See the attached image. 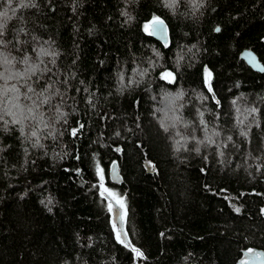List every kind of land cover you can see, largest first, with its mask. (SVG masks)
<instances>
[{"label":"trees","instance_id":"1","mask_svg":"<svg viewBox=\"0 0 264 264\" xmlns=\"http://www.w3.org/2000/svg\"><path fill=\"white\" fill-rule=\"evenodd\" d=\"M22 2L0 0V264H237L264 250V72L239 58L264 64V0ZM154 17L166 45L145 28Z\"/></svg>","mask_w":264,"mask_h":264},{"label":"water","instance_id":"2","mask_svg":"<svg viewBox=\"0 0 264 264\" xmlns=\"http://www.w3.org/2000/svg\"><path fill=\"white\" fill-rule=\"evenodd\" d=\"M163 30L161 32H158L154 35H151L153 38H155L156 40H158L159 42H162L163 45H166L168 43L169 40V34H168V26L167 23L163 20ZM152 21L151 20L148 24V28H149V32L152 31ZM262 41L264 42V36L262 37ZM239 58L242 59L247 66H249L251 69H253L256 72H264V64L261 62V60L259 59L258 55L256 54V52L252 49H248V48H244L239 52ZM108 176L110 181H112L113 183H120L122 182V177L119 173L118 170V165L117 162L114 161L109 165V169H108ZM112 220L113 223H115L117 230L121 231L124 233V235L121 237L124 241H127V236H126V232L124 229V221L121 219V209L115 204L112 203ZM120 213V215L118 216L117 213ZM256 253H264V250H257L255 251ZM245 258V260L248 261V264H264V256H257V255H249V256H245V254L239 259L237 264H240V262Z\"/></svg>","mask_w":264,"mask_h":264},{"label":"snow or ice","instance_id":"3","mask_svg":"<svg viewBox=\"0 0 264 264\" xmlns=\"http://www.w3.org/2000/svg\"><path fill=\"white\" fill-rule=\"evenodd\" d=\"M7 2H8L9 5L12 4V0H7ZM29 6H33V7H34L35 5H34L33 3H31L30 0H29L28 3H23V2H22V3L19 5V7H21V8H25V7H29ZM14 13H15V10H13V14H14ZM9 19H11V17L8 16L7 12H0V36L3 35L4 29H5L6 25H7V21H8ZM163 26H164L163 21L160 20L158 17H154V18H153V21H152V31L149 32V34H150V35H154V34H156V33H158V32H161V31L163 30ZM147 27H148V26L145 25V28H146V29H147ZM220 30H221V29H220L219 27L216 28V31L219 32ZM42 52H43V50H42ZM44 54H47V53H44ZM34 70H35V69H32V71H34ZM262 70H264V69H262ZM206 72H207V69H206ZM162 75H163L165 78H167V77H170V76L172 75V73H170V72H165V73H163ZM208 75L210 76V73H208ZM29 91H32V89L29 88ZM209 91H211V87H210V86H209ZM44 102H47V100H45ZM252 111H256V110H255V109H252ZM0 119H3V117L0 116ZM12 123H13V124L21 123V121L16 120V119L14 118V119L12 120ZM5 124H7V121L5 122ZM81 127H83V125H81ZM5 130H7V128H5ZM166 130H167V129H166ZM77 131H78L77 129H73L72 134H73V135H76ZM21 132L23 133V127H21ZM242 134H243V135H246V133H242ZM31 135H32V136H36V132H32ZM199 150H200L199 148L196 149L197 152H199ZM117 151H119V149H117ZM98 172L100 173L101 179H103V169H98ZM101 187H103V185H101ZM104 191H105V192H108V195H109L110 197L117 198V201H118L119 207H120L121 209H124V208H125V204H124L123 199H122V198H118L116 193H114V192H110L108 189H104ZM102 195H103V193H102ZM108 210H109V212L113 211L111 204H109V208H108ZM49 211H51V209H49ZM236 211L239 212V211H240L239 208H237ZM125 214H126V213H125ZM117 215L119 216L120 213L118 212ZM121 219H122V217H121ZM115 227H116V225H115V223H114V224H113V228H115ZM123 235H124V233L121 232V231H117V233H116V239H117L120 243H122V244L125 243V241L121 238ZM126 246H127V245H126ZM131 250H132L133 252H135L137 256H143V253L140 251V249L135 248V247H132ZM249 255L264 256V253H256L253 249H247L246 252H245V256H249ZM240 264H248V261H247V260H242V261L240 262Z\"/></svg>","mask_w":264,"mask_h":264},{"label":"rangeland","instance_id":"4","mask_svg":"<svg viewBox=\"0 0 264 264\" xmlns=\"http://www.w3.org/2000/svg\"><path fill=\"white\" fill-rule=\"evenodd\" d=\"M196 1H199V0H194V2H196ZM208 71L207 72H205V83L207 84V85H209V79H210V76L208 75ZM172 77L170 76V77H167V79H171Z\"/></svg>","mask_w":264,"mask_h":264}]
</instances>
